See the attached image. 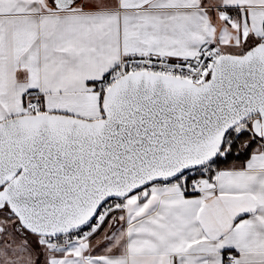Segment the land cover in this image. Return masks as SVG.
<instances>
[{
	"label": "snow or ice",
	"instance_id": "snow-or-ice-1",
	"mask_svg": "<svg viewBox=\"0 0 264 264\" xmlns=\"http://www.w3.org/2000/svg\"><path fill=\"white\" fill-rule=\"evenodd\" d=\"M0 264H264V0H0Z\"/></svg>",
	"mask_w": 264,
	"mask_h": 264
}]
</instances>
